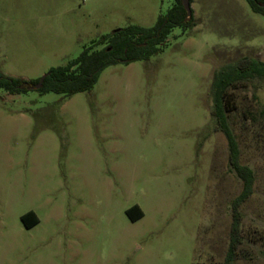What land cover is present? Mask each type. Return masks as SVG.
I'll return each mask as SVG.
<instances>
[{"label":"rangeland","instance_id":"374dc122","mask_svg":"<svg viewBox=\"0 0 264 264\" xmlns=\"http://www.w3.org/2000/svg\"><path fill=\"white\" fill-rule=\"evenodd\" d=\"M173 4L0 0V72L41 78L93 39L153 27ZM192 9L190 30L176 27L148 60L108 66L91 91L0 87V264H226L244 183L212 113L214 80L245 57L264 61V15L248 0ZM225 106L256 174L235 264H264V78L236 81Z\"/></svg>","mask_w":264,"mask_h":264},{"label":"trees","instance_id":"16d2710c","mask_svg":"<svg viewBox=\"0 0 264 264\" xmlns=\"http://www.w3.org/2000/svg\"><path fill=\"white\" fill-rule=\"evenodd\" d=\"M193 1L191 0V4ZM248 1L256 12L264 15V0ZM194 25V12L189 17L183 0H174L173 6L167 13L159 16L153 27L131 24L93 39L77 58L70 60L65 65L52 67L44 83L37 90L42 93L54 91L65 97L91 91L103 70L108 66L148 60L161 50L162 45L165 44L176 27H180L186 32ZM257 77L264 78V61L245 57L239 60L235 66L217 71L214 80L215 104L212 113L216 116L217 127L228 138L231 167L244 183L242 192L233 202L231 242L226 264H235L238 252L245 242V237L242 234L243 214L240 208L254 192L256 174L251 166L240 162L239 143L228 122L225 93L236 81ZM40 79L15 77L0 72V87H4L10 93H24L36 89L34 86L39 83ZM127 214L133 221H136L144 215V211L136 204L127 210ZM23 220L28 227H32L40 221L34 211L26 213Z\"/></svg>","mask_w":264,"mask_h":264},{"label":"water","instance_id":"95a60500","mask_svg":"<svg viewBox=\"0 0 264 264\" xmlns=\"http://www.w3.org/2000/svg\"><path fill=\"white\" fill-rule=\"evenodd\" d=\"M183 3H184L185 8H186L187 11H188V15H189V17H190V16L193 14L191 0H183ZM47 75H48V73L44 74V75L41 77L39 83H37V84L34 86V88H36V89L40 88V87L42 86V84L44 83V81H45Z\"/></svg>","mask_w":264,"mask_h":264},{"label":"flooded vegetation","instance_id":"af4514ba","mask_svg":"<svg viewBox=\"0 0 264 264\" xmlns=\"http://www.w3.org/2000/svg\"><path fill=\"white\" fill-rule=\"evenodd\" d=\"M30 211H33V210H30ZM30 211H28V212H30ZM28 212H26V213H28ZM26 213H25V214H26ZM25 214H24V215H25ZM24 215H23V216H24ZM23 216H22V219H23Z\"/></svg>","mask_w":264,"mask_h":264}]
</instances>
